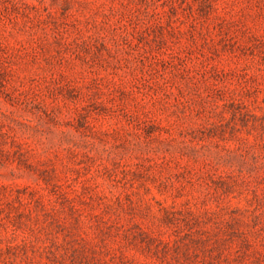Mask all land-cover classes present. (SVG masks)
Segmentation results:
<instances>
[{
    "label": "rangeland",
    "instance_id": "rangeland-1",
    "mask_svg": "<svg viewBox=\"0 0 264 264\" xmlns=\"http://www.w3.org/2000/svg\"><path fill=\"white\" fill-rule=\"evenodd\" d=\"M0 264H264V0H0Z\"/></svg>",
    "mask_w": 264,
    "mask_h": 264
}]
</instances>
